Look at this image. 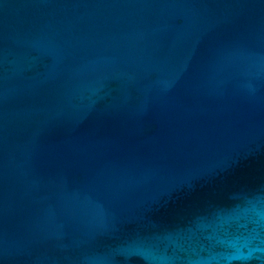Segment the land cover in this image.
<instances>
[{
  "label": "water",
  "instance_id": "1",
  "mask_svg": "<svg viewBox=\"0 0 264 264\" xmlns=\"http://www.w3.org/2000/svg\"><path fill=\"white\" fill-rule=\"evenodd\" d=\"M0 264H264V0H0Z\"/></svg>",
  "mask_w": 264,
  "mask_h": 264
}]
</instances>
